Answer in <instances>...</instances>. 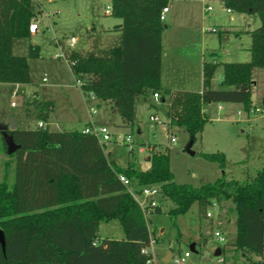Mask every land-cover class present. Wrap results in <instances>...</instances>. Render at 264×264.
<instances>
[{"label": "trees", "instance_id": "16d2710c", "mask_svg": "<svg viewBox=\"0 0 264 264\" xmlns=\"http://www.w3.org/2000/svg\"><path fill=\"white\" fill-rule=\"evenodd\" d=\"M170 1L112 0L111 14L121 19L116 26L122 33L121 44L107 57L72 50L69 60L74 61L71 69L77 78L90 76L83 91L107 100L125 126L134 124L137 101L141 97L150 101L159 92L171 125L185 126L194 137L207 122L204 103H240L247 112L253 108L252 71L264 68V0H224L231 10L259 15L261 24L249 31L250 60L223 62L222 88L211 87L220 63L204 62L201 92L162 86L160 14ZM35 16L32 0H0V83L31 84L28 58L13 52V42L31 36L29 25ZM30 56H38V47H30ZM33 104L41 121L54 109L51 100L35 98ZM10 133L20 148L7 162L15 165L13 184L0 182V228L6 239L5 251L0 244V264H146L151 258L143 252L151 241L149 219L120 180L121 174L136 181L138 191L159 185V200L173 203L169 208L173 216L184 215L197 204L199 215L207 217L214 201L219 205L230 201L236 216L232 246L244 256L264 254V166L246 180L229 179L223 172L214 182L193 186L175 181L169 154L156 146L150 168L140 170L134 151L127 167H120L106 154L105 145L82 130L37 127ZM203 157L226 168L223 153H203ZM152 212L160 213L162 208ZM114 219L124 236L99 240L100 224ZM209 236H201L196 246L206 245Z\"/></svg>", "mask_w": 264, "mask_h": 264}, {"label": "rangeland", "instance_id": "374dc122", "mask_svg": "<svg viewBox=\"0 0 264 264\" xmlns=\"http://www.w3.org/2000/svg\"><path fill=\"white\" fill-rule=\"evenodd\" d=\"M112 0H34L37 22L40 31L27 38H16L13 42V52L28 58L31 84L0 83V124H9L11 118H18L19 129H34L41 121L37 117V109L33 100H51L54 109L48 119L43 121L50 130H82L91 121L90 109L95 107L97 113L93 116L98 124L109 127L113 139L106 143L105 152L120 167L126 168L130 158L129 144L123 138L131 135L134 147L136 168L146 170L150 162L146 157L150 152L146 144L155 145L157 150L168 153L170 168L175 175V181L180 184L200 186L214 182L225 172L229 179L246 180L252 178L264 166V68L255 67L252 87V109H262V112H247L244 107L229 103H204L208 109L207 122L201 133L192 137L185 126L168 124L167 106L151 97L150 101L140 98L135 106L134 124L125 126L118 112L112 110L105 99L94 100L85 97L76 84L66 57L55 58L59 52L75 50L84 56L107 57L111 49L119 46L122 41L121 31L114 29L121 19L107 13ZM209 5L217 12H205L200 1L185 0L170 1V12L163 21L162 43L164 50L172 57L173 47H180V54L190 53L193 59L200 61L202 57L219 61V66L212 80L214 89L223 87L222 65L230 56L236 61L242 55L249 56L247 48L251 42L250 36L243 32L241 39L229 34L226 30H254L261 24L259 15L233 11L226 12L223 0H211ZM232 16L235 19H232ZM111 26L110 31L102 27ZM76 38L74 47H69V39ZM228 37L231 40H227ZM59 41L64 49L59 47ZM38 47V56H30V47ZM206 51V52H205ZM178 53V51L176 50ZM165 53V52H164ZM69 54V53H68ZM168 60V59H167ZM239 62H247L240 61ZM168 62L166 61V64ZM196 68V62L193 61ZM47 79L46 81L44 79ZM85 75L83 80H89ZM257 82V83H256ZM18 88L13 96V91ZM196 90L198 86H194ZM12 103H14L12 105ZM150 104L155 105L151 107ZM221 104L224 110L218 109ZM240 111V114H237ZM151 115L160 117L159 123L150 120ZM139 130L141 133H139ZM122 137L118 139L117 137ZM171 137L176 141L171 142ZM4 136L0 130V182L6 180L9 185L14 182L13 162L7 152ZM194 139L191 154L187 146ZM139 145L144 151H139ZM223 153L226 156V168L222 169L218 162L207 160L203 153ZM136 181H131L129 190L135 191ZM162 212L148 215L150 235L156 242L152 243L151 256L158 264H174L163 262V257L170 250L173 253L185 252L190 242L200 241L201 236H209L206 245H197V251L191 257V262L202 264H264L263 255L244 256L237 252L232 243L236 234V216L231 211V202L220 205L218 213L213 218L202 217L198 206L194 204L184 215L173 216L169 208L173 203L159 200ZM208 211L214 212L208 206ZM218 226V227H217ZM221 230L226 240L216 243L213 239L214 229ZM180 233L182 234L179 237ZM99 240L104 238L121 239L123 228L117 220L102 222L99 227ZM222 248L218 257L215 250ZM208 253V254H207ZM205 254L202 258L201 255ZM223 261H219V258Z\"/></svg>", "mask_w": 264, "mask_h": 264}, {"label": "built area", "instance_id": "2783aa9c", "mask_svg": "<svg viewBox=\"0 0 264 264\" xmlns=\"http://www.w3.org/2000/svg\"><path fill=\"white\" fill-rule=\"evenodd\" d=\"M34 1V0H32ZM36 1V0H35ZM227 12H231L232 10L230 8L226 9ZM107 13H111L112 12V7L108 6L106 9ZM169 12V6H165L160 14V19L161 21H164L166 19V14ZM205 12H217V10L211 6V5H206L205 6ZM40 31V26L37 22V17H33V19L30 22L29 25V32L31 35H34L36 33H38ZM57 44H59V47H61V49H64L63 46H61V44L59 43V41L56 42ZM69 43V47H74L75 43H76V38L75 37H71L68 41ZM69 52H62V54H60L59 52H57L54 57L55 58H60V57H66V59L69 62L70 67L73 66L74 61L69 60ZM45 81L47 80L46 78L44 79ZM76 84L77 86L80 88V90L82 91L83 95L85 97H87L88 99L94 100L97 97L95 96V94L93 92H88L85 93L82 89L83 85L85 84V81L83 79L77 78L76 77ZM19 85V84H17ZM18 88H16V90L13 91V96H15V94L17 93ZM156 101H160V93L159 92H155L152 96ZM14 103H12L13 105ZM219 109H222V106H219ZM252 112H262V109L256 108V109H251ZM97 113V110L95 107H92L90 109V116L93 117L95 114ZM150 120L154 123H159L160 122V117L158 115H151L150 116ZM169 126H172L170 123V119L168 117L167 119ZM38 127L39 128H47L46 124L43 121H40L38 123ZM83 133L86 134H92L94 135L98 141L102 144V145H106L107 142L111 141L113 139V134L111 132V130L109 129V127L107 125L104 124H98L97 122L93 121V119H91V121L82 129ZM118 139H121L122 137L118 136ZM124 142H126L127 144H129V152L134 151V147L131 146L132 145V139H131V135L127 134L124 138H123ZM171 142H175L176 138L175 137H171L170 139ZM146 144V150H148L151 152L152 150H154L155 145H151L150 143H145ZM157 148V147H156ZM139 151L143 152L144 151V147L142 145H139ZM120 180L128 187L131 184V181L124 175H119ZM133 197L135 198V200L138 202V204L140 205V207L142 208V210L144 211L145 217L148 219V215L157 207L159 206V198L161 196V187L159 185H153L151 187H144L143 189H141V191L135 190V191H131L129 190ZM211 207L213 208L214 212L212 211H208L207 212V217L209 219L213 218V214L214 213H218L219 209H220V205L217 204L215 201L211 204ZM218 227V226H217ZM217 227H215L214 229V233H213V239L216 243H222L226 240L224 233L217 229ZM156 242L155 240L152 239L151 237V241L150 244L147 245L144 249L143 252L145 254L151 255L152 249L150 248L152 243ZM197 249V246H196ZM216 251V250H215ZM194 252L189 248L187 251L185 252H178V253H173L172 252V257L171 260L174 264H202V263H194L191 262V257L192 254ZM196 253V252H195ZM208 254V253H207ZM202 258L205 257V254L201 255ZM219 257V256H218ZM219 261H223V258H219ZM146 264H158L156 259L153 258L151 256V258L147 261Z\"/></svg>", "mask_w": 264, "mask_h": 264}, {"label": "crops", "instance_id": "0c3cea01", "mask_svg": "<svg viewBox=\"0 0 264 264\" xmlns=\"http://www.w3.org/2000/svg\"><path fill=\"white\" fill-rule=\"evenodd\" d=\"M185 1H187V2L200 1V2H202L204 4V10H205V6L208 5V3L211 0H185ZM168 6H169V4H168ZM233 11L234 10H232L231 12H228V13H232ZM169 12H170V9H169ZM232 19H235V17L232 16ZM120 23L121 22L116 23V26L119 25ZM111 29H112L111 26H106V27L103 26L102 27V30H105V31H110ZM114 29H116L117 31H120L119 28H117V27H114ZM249 31H251V30H243L242 32L241 31H239V32L237 31L236 32V31H234L232 29H228V30H226V33H227V36H230L229 34H231V36L234 35L237 38L241 39L243 32H245V34L249 35L250 39H251V35H250ZM162 40H163V37H162ZM227 40H231V38L228 37ZM250 45H251V42L249 43V46L247 48H245L246 50H248L247 53L250 52L249 51ZM173 48H174L175 51L172 52V57L169 58L171 55L166 52V49L164 50L163 43H162V71H161L162 86L164 88H167V89L171 90V91L189 90V91L201 92L203 90V79H204L203 67H204V62L206 60H214V61H217L219 63V61L217 59H213V57H212V55L215 54V53H212L210 58L202 57L200 61H196V60L193 59V56H191L190 53H186V54L182 53V54H180L179 53V52H181V48L180 47L177 46V47H173ZM176 50L178 51V53L176 52ZM233 58H232V56H230L228 59H226V61H230ZM250 58H251V53H249V56L242 55V56L237 57L235 59H237L236 61L239 62V60L240 61H249ZM166 61L168 62L167 64H166ZM193 61L196 62V65H197L196 68L193 66L194 65ZM254 70H255V68L252 71V77H253ZM194 86H198L199 89L196 90V88H193ZM211 87L215 88L212 83H211ZM229 104H232V105H235V106H238V107L239 106L243 107V105L240 104V103H229ZM219 106H222V105L218 104V109H219ZM203 110H204V112L206 113V116H207L209 114V112H208V109L204 107V105H203ZM219 110H224L223 106H222V109H219ZM237 114H240V111H237ZM91 119H93V117H91ZM15 121L17 122V127H18V125H19L18 118L15 117ZM93 121H94V119H93ZM139 133H141L140 130H139ZM150 158H151V155L149 157H146V160L148 162H150ZM150 166H151V164L149 165V168H150ZM195 240H194V242L196 243Z\"/></svg>", "mask_w": 264, "mask_h": 264}, {"label": "water", "instance_id": "95a60500", "mask_svg": "<svg viewBox=\"0 0 264 264\" xmlns=\"http://www.w3.org/2000/svg\"><path fill=\"white\" fill-rule=\"evenodd\" d=\"M164 102V100H163ZM17 129V122L15 121V118H11L9 124H0V130L3 133L6 145H7V152L8 154H13L17 149L20 148V146L14 141L13 135L10 133V131L16 130ZM194 143V139L190 141V143L187 146L188 151H190L191 154H194L193 151H191V147ZM0 244L2 245L3 251H5L6 247V239H5V234L4 231L0 228ZM189 248L193 251L196 252V243L192 242L189 245ZM222 254V249L217 248L215 251L216 256H220ZM172 257V251H168L166 256L163 258V262H170Z\"/></svg>", "mask_w": 264, "mask_h": 264}]
</instances>
